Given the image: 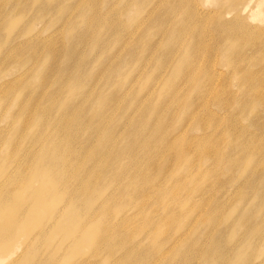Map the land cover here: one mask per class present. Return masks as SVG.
I'll use <instances>...</instances> for the list:
<instances>
[{
	"label": "rangeland",
	"instance_id": "1",
	"mask_svg": "<svg viewBox=\"0 0 264 264\" xmlns=\"http://www.w3.org/2000/svg\"><path fill=\"white\" fill-rule=\"evenodd\" d=\"M1 1L0 48L4 50L0 49V56L6 57L2 61L0 58V187L5 192L15 190L18 185V190L16 194L9 192L0 204L10 210L15 196L17 202L27 199L20 189L58 182L54 196L56 199L64 196V203L60 204L64 208L56 220L54 216L42 226L46 236L58 245L65 237L66 230L58 223L67 214V205L75 202L82 206L91 200L89 186L83 191L87 182L85 174L90 173L97 181L95 188L99 196L86 213L90 223L84 241L73 255L58 250L54 258L57 264H203L205 253L207 257H216L217 264L258 263L264 251L261 209L264 197L254 187L260 180L259 172L241 170L248 162L243 152L249 155L250 148L264 157V109L257 106L264 100V82H259L264 78V56L256 51L254 44L264 40V3L244 0L242 7L230 8L231 13L223 21L240 20L230 24V35H220L215 32L221 5L216 0L196 4L199 17L193 20L184 11L186 0ZM171 5L172 14L166 9ZM80 6L81 11L73 16ZM180 20H184L183 28L188 36L185 34L178 47L174 46L172 54L178 55L172 56L167 64L173 65L190 49L197 58L202 55L190 66L191 76L195 77L189 78L192 83L186 81L183 85L187 93L182 92L181 102L189 99L188 89L193 81L203 79L211 81L209 93L220 92L226 102L239 107L232 114L206 94L204 97L211 102L201 118L195 107L187 112V119L180 125L175 117L169 120L163 136L167 145L162 153L152 145L150 151H141L153 141L146 112L154 108L150 102L155 98L146 93L139 96V89L150 82L149 89L157 87L160 91L172 79L168 73L171 65L161 70L158 62L167 49L169 34L180 31ZM195 26L207 32L202 40L204 47L207 44L204 49H194L198 45L190 47L191 33L198 29ZM237 38L236 52L240 50V58L231 65L225 50ZM23 40L19 45L18 41ZM27 55H34L40 61L26 62ZM71 90L78 95L77 100L69 98ZM158 98L166 99L163 94ZM99 101L103 102L99 110L91 111ZM144 101L149 103L147 108H143ZM131 103H135L134 107L120 120L122 109ZM185 108L181 104L179 113L186 111ZM241 109L250 113L243 117L239 115ZM138 118L142 125L132 129V121ZM18 122L27 124V131L16 129ZM135 139L142 145L137 152L128 147ZM239 142L246 146L237 147ZM101 145L106 149L104 155L100 153ZM62 146V153L67 151L65 154L74 168L63 165L58 172L38 175L31 172L34 165L58 159L56 155ZM119 148H125V169H137L138 176L115 173L119 163L113 156ZM199 151L202 153L196 155ZM169 157L173 160L167 171L163 164ZM100 163L109 164L112 169L104 178L109 180L108 187L93 172ZM181 163L188 166L177 173ZM157 175L162 179L157 181ZM211 179L212 184L201 183ZM243 197L251 202L248 211H245L248 205L240 202ZM34 202L41 210L49 209V203L42 199ZM235 212L237 216L227 223L225 218ZM25 222L24 215L19 217L20 224ZM234 224L239 225L236 231ZM40 226L38 222L31 224L33 228ZM12 235L0 234V240ZM247 235L252 236L250 248L246 246L245 253H235L244 245ZM73 245L72 241L68 243L69 247ZM208 245L223 250L224 254L219 256L215 250L208 254ZM45 259L48 257L43 253L33 262Z\"/></svg>",
	"mask_w": 264,
	"mask_h": 264
},
{
	"label": "bare ground",
	"instance_id": "2",
	"mask_svg": "<svg viewBox=\"0 0 264 264\" xmlns=\"http://www.w3.org/2000/svg\"><path fill=\"white\" fill-rule=\"evenodd\" d=\"M3 1H1V2H3ZM199 2H210V0H186L185 1V10L184 11H185V13H187L189 15V17L192 20H193V18H198L199 17V14H197V10H198L199 7L196 6V4H199ZM216 2L218 4H221V5H219V8L217 10L220 13V16L218 18L219 19L218 22H216V24H215L216 27L218 26V28L215 30V32L219 33L220 35H222L223 33H226L227 35H230L231 31H232V29L229 28L230 24L239 22L240 19H238L236 21H231V22L223 21V20H225L224 18H226V15L228 13H231L230 8L232 9V8L237 7V6L238 7H242L244 5V0H216ZM3 3H2V5H3ZM82 3L86 4L84 1ZM161 3H162V1H161ZM261 3H264V0H261ZM83 4H81V6ZM74 6H76V5H74ZM81 6H80V8L78 7L76 10L74 9L75 13H73V16H77L78 15V13L81 11ZM195 6H196V9H195ZM173 8H174L173 5H171V6H169L166 9L168 10V13L171 12V14H172ZM247 8L248 7H246L245 9H247ZM3 9H4V7H3ZM140 11H141V9H140ZM46 12H48V11H46ZM62 12L64 13V11H62ZM218 12H216L215 16L217 15ZM202 14H204V13H202ZM67 17H68V15H67ZM70 20H71V18H70ZM192 20H189V22L192 21ZM64 23H66V21ZM179 23L181 25L180 31L179 30L178 31L174 30V31H172L169 34L168 39H167V41H169V42H167L168 44L166 46L167 49H165L164 56L162 55V58L160 57L161 59L158 62V67L161 66V68H160L161 70H162L163 66H165V65L170 66L171 65V64L169 65L167 63L171 60L172 56L173 57L175 56V54L174 55L172 54L173 53L172 50H173L174 46L178 45V42H180L182 40V38L185 37V34H186V37L188 36V34H187L188 31L186 32V30H185L186 28L185 29L183 28V26L185 25L184 20L183 21L180 20ZM85 25H86V23H85ZM0 26H2V25H0ZM140 26H142V25H140ZM198 26H195V27L198 28ZM201 26H202V24H201ZM142 28H143V26H142ZM142 28H141V30H142ZM201 28H198V29H196V31L194 33H191V35L192 34L193 35L191 36L192 44H191L190 47L193 48L192 46H197L198 45L196 48H194L196 50L198 48L200 49V48L204 47V45H202V40H204L203 36H204V33H205V31H204L205 29L200 30ZM162 30H164V27L162 28ZM168 30H170V29H168ZM191 31H193V28H192ZM166 33H167V30H166ZM38 35H39V33L37 34V36ZM206 38H207V36H206ZM12 40H13V38H12ZM27 40H28V38H27ZM31 40H32V37H31ZM187 40L185 39L184 41H187ZM24 42H25L24 40L21 43H19V41H18V44L21 45ZM32 42L33 41H31V43ZM206 43L207 42H205V44ZM182 44H183V41H182ZM238 44H239V42H238V38H237L234 42H232V44L229 43L227 45V47H226L225 54L227 56L228 63L231 64V65L235 64L236 61L239 60V58H240V55L238 56V52L240 50L238 52H236V49L237 48L239 49ZM254 44H255L256 51L260 52L264 56V40H257V41L254 42ZM31 45L33 46V44H31ZM186 45H187V43H186ZM186 45H185V47H186ZM206 45H205V47H206ZM22 46H24V45H22ZM159 47L160 46H158V48ZM176 47H178V46H176ZM242 47H246L247 48L248 46H242ZM179 48H181V47H179ZM257 48L260 49V50H258ZM0 49H2V48H0ZM11 49H13V48L11 47ZM175 49L176 48H174L173 51H175ZM229 49H231V50H229ZM241 49H243V48H241ZM2 50H4V49H2ZM182 50H184V49H182ZM156 51H158V50H156ZM190 51L188 50V52L185 54V56H183L181 58L178 57L179 58L178 60H175L176 59L175 58L174 59L175 62L172 60V63L174 62V64L171 65L170 72H168V73H170V76H171L172 79H168L169 83L165 84L164 87L160 91H158L157 87H155V89L152 88L153 90L149 89L152 86V84H149L150 82L148 84H146L144 87L139 89V96L144 94V93H146L145 94L146 96H148V97L152 96L153 98H155L154 102H150V106L154 104L153 105L154 108L151 109V110H148L146 112V122H147L148 127L152 129V135L151 136L153 137V141L147 147H142V145L140 143H138V141L136 139L133 140L129 144L128 147H130V149H132L134 152L139 151L138 148L140 146L143 148V149H141V151L144 150L145 152H148V151L151 150L150 146L152 145L157 152L162 153V149L164 148V146L167 145V144L164 145V143H163V136H164V133H165L166 126L169 123V120L171 118L175 117L176 122L178 123V125H180L184 121V119H187V117H186L187 116V112L190 109L195 108V107H197V110L199 111V115H201V116H199V118H201L204 115L203 112L209 110V106H210L209 102H211V101L207 100L204 97V96H206V94H207V96L209 94L211 95V99H213V101L216 102L217 106H220L221 109H223V110L230 109V113L232 112V114L235 112V108L239 107V105L236 106V105L232 104L229 101L226 102L223 99V97H222L220 92H218V93L217 92L209 93L210 90H211L210 89L211 81L210 80H204L203 81V79L200 80V81H197V82L195 80L193 81L192 87H190L188 89V94L187 95L190 96L189 99L187 100V102L186 101L181 102L180 97L182 96V92L185 93L184 89L182 88L183 85L186 84V81H188V83H189V81H190V83H192L191 80L193 79V77H195V76H193V77L191 76L192 72H191L190 66L192 65L193 62L196 61L197 56H195L196 54L194 52H192L193 49L192 50L190 49ZM252 51H255V50H252ZM206 52L208 53L207 50H206ZM204 53H205V51H204ZM201 54H203V53H201ZM15 55H17V54H15ZM177 55H178V53L176 54V56ZM180 55H181V53H180ZM5 57H6V55L0 56L1 61L3 60V58L5 59ZM50 57H51V55H50ZM201 58H202V55L199 58V60ZM7 60H8V58H7ZM25 60H26V62H32V63H37L38 61H40V60L37 61V59L34 57V55L33 56L31 55L30 57H28V55H27ZM47 60H45V61H47ZM202 61H203V59H202ZM18 62L20 64V61H18ZM146 62H147V60H146ZM16 64H17V62H16ZM200 64H201V62H200ZM197 65H199V63H197ZM197 65L195 66V68L197 67ZM0 66H1V64H0ZM196 69H195V71H196ZM198 70H199V68H198ZM142 71H144V70H142ZM200 71H201V68H200ZM164 74H165V71H164ZM166 75H167V73H166ZM160 76L161 75H159V77ZM189 78H192V79H189ZM130 80H131V78H130ZM155 82H156V79H155ZM259 82L260 83L264 82V78H260ZM155 84H154V86H156ZM150 90H151V92H150ZM261 91L262 90L255 91L254 95H257ZM74 92H75L74 90L73 91L71 90L69 92V98L71 100H74V99L77 100L78 99V95H76V93H74ZM160 94H163L165 96L166 99L164 101H161L158 98V96ZM145 102L146 101H144L143 104H142L143 108H147V106L149 104V103L146 104ZM102 103H103L102 101L101 102L99 101V103L96 106L91 107V111L99 110V108L102 106ZM263 103H264V100L263 101L261 100V102L258 103L257 106H259L262 109H264V106L262 105ZM181 104H184L187 107V109L185 108L186 111L184 110L180 114L178 107ZM134 105H135V103H131L127 107L125 106L122 109L123 111H122V115H120V120H123V119H125L127 117V115L129 114L131 109L134 107ZM189 107H191V108H189ZM177 109H178V111H177ZM210 109H211V107H210ZM242 109L240 110V114L239 115L245 117L248 113H250V111H248V113H247L246 110H242ZM259 117H260V115H259ZM140 119L141 118H138V119H134L132 121V123H131V128L132 129H135L138 125H142V123H141L142 120H140ZM120 120L117 122V124H119ZM172 120H171V122H172ZM38 127H37V129H38ZM16 129H18V130H20V129L22 130L23 129L24 131H27V124H25L24 122H18L17 126H16ZM31 130L33 132L32 128H31ZM237 144H238L237 147H241V146L245 147L246 146L245 145L246 143H243V142H239ZM63 147L64 146H62V148L60 149V151L56 155V158H58V159H54V160H52L50 162H47V163L42 162L39 166H36V167L34 165V166L31 167V172L33 174H36V175H38V174H46V173H49L50 171L58 172V171L62 170V166L63 165H67V166H69L71 168H74V166L72 165V162L69 160L68 154H65V153H67V151L65 150V152L62 153ZM168 148H170V147H168ZM100 150H101L100 151L101 155H104L105 152H106V151H104V150H106V149H104V145H101ZM167 150L169 151V149H167ZM124 151H125V148H119L118 150H115V152H114L115 155L113 156V160L115 161L117 159V164L119 163L118 168L115 169V173L118 176H124L127 173L130 174L131 176H135V177L138 176L137 169H134V170H130V169L128 170V168L125 169L126 168L124 166L125 158L123 157ZM171 152H172V150L170 151V154H171ZM201 153L202 152L199 151V152H197L195 154L196 155H200ZM243 155H245L246 157L248 156V162H246V164L244 163V168L241 170V172L243 173V172H249V171H254V170H257L259 172L258 173V177L260 178V180L258 181V183H256L254 185V187L256 188L257 193H259V195H263V197H264V157H262V155L260 153H258L254 148H250L249 155L246 152H243ZM160 156H162V155L160 154ZM173 157H175V156H173ZM169 158L163 164V169L167 170V171L169 170V162L171 160H173L172 157H169ZM99 159L102 160L101 157ZM78 160H81V158H79ZM147 163H149V161H147ZM99 166L93 172L96 175L100 176L103 179V181H104L105 180L104 178L108 177V174H109L111 168H110L109 164L100 163ZM187 166H188V164L184 165V163H181V165L177 169V173H180V172H182V170H185L187 168ZM156 178H157V181H158V179H160L161 176L157 175ZM85 179H86L87 182L84 183L83 191L87 190V187L89 186L90 190L88 192L91 193V200L87 204L82 205V206H78L75 202H71V203H69L67 205V214L65 215L63 220L59 221V223H58L59 226L65 228V230H66L65 237H64L63 240L60 241V243L58 245H54L53 244L51 239L48 236H46L45 231L42 228V226L47 224V223H49L51 221V219L54 218V216H55L54 220H56V218L58 216V213H60L61 209L64 208V206H63V208H61L62 205H60V204L64 203V196H61V198L59 197L58 199H56L55 196H54L55 192L57 190V187L59 185L58 182L53 181L48 186H45V187L33 186V187L29 188L28 190L20 189L19 191L22 194L26 195L27 199H25L23 201H20V202H17L18 198L16 200V196H15V198H14V206L10 210L5 205L0 204V234L4 235L6 233L8 235H12L15 231H18V232L21 231L19 234H18V232H16L15 235H12V236H9V237H7L5 239H1L0 240V262H3L4 264H57V262L54 260V258L56 257V254L58 253V250H62V251L66 250V254L69 255V256L73 255L74 253H78L79 248L81 247V245H82V243L84 241V237H85V233H86L87 227L89 226V223H90L89 219L86 217V213H87L88 209L90 208V206L93 204V202L99 196L98 192L96 191L97 188H95V186L97 184V181L92 178L90 173L89 174L88 173L85 174ZM108 182H109L108 179H106L104 181V184L107 185V187H108ZM201 183L202 184H212L213 181L211 179L209 181H202ZM16 187H18V185L15 186V190L9 189V190H7L5 192L2 190L3 187H0V203H1L2 199L9 192H11L12 194H16V192L18 190V188L16 189ZM213 195H214V192H213ZM187 198H190V197H187ZM36 199H42V200L48 202L49 205H50L49 209L41 210L42 207L34 202ZM15 200H16V203H15ZM240 202H244V203H246L248 205L246 207V210H245V211H248L249 210V206L251 205V202L246 200L244 197L242 199H240ZM25 203L28 204L27 207L24 205ZM261 209L264 211V206ZM56 211H57V214H56ZM237 213L238 212L232 213V214H230V216L226 217L225 218L226 222L227 223H231L232 220L230 218L232 217L234 219L237 216ZM22 215L25 216V220H26L24 225L19 223V217H21ZM37 222L41 224V226L39 228L31 227V224H34V223H37ZM238 222L241 223L242 220H239ZM238 226H239L238 224H234L233 225L234 231H236V228ZM251 239H252V236L251 235H247L246 239H244L245 240L244 245L241 246L240 248H238V250L235 253H237V252L245 253L248 250V248L246 246L249 247V243H250ZM71 241L74 243V245L72 247H69L68 243L71 242ZM212 250L213 251L215 250L218 253L219 256H222L224 254V253L222 254L223 250H221V249H219V248H217L215 246H213V248H212L210 245H208V247H207L208 254H210ZM43 253H45L47 255L48 260L45 259L44 262L42 260H39L37 262H33L34 258L38 257L39 254H43ZM261 255L264 258V251L261 252ZM241 256L243 258V255H241ZM263 258L260 259L261 261L259 259H257L258 263H256L253 260L254 261L253 263H255V264H264V259ZM216 262H218L216 257H212V258L207 257L206 253L202 257V263L203 264H217ZM238 262H241V259H238ZM228 264H230V262ZM239 264H242V262L239 263Z\"/></svg>",
	"mask_w": 264,
	"mask_h": 264
}]
</instances>
